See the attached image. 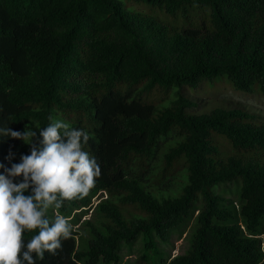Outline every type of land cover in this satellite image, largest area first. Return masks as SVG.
I'll return each instance as SVG.
<instances>
[{"label":"trees","instance_id":"trees-1","mask_svg":"<svg viewBox=\"0 0 264 264\" xmlns=\"http://www.w3.org/2000/svg\"><path fill=\"white\" fill-rule=\"evenodd\" d=\"M217 77L264 97V0H0V126L57 116L94 134L101 165L86 197L49 209L77 228L38 264H120L139 238L138 264H264V119L189 95ZM10 149L30 146L0 137L6 166ZM193 217L168 260L158 242Z\"/></svg>","mask_w":264,"mask_h":264},{"label":"clouds","instance_id":"clouds-1","mask_svg":"<svg viewBox=\"0 0 264 264\" xmlns=\"http://www.w3.org/2000/svg\"><path fill=\"white\" fill-rule=\"evenodd\" d=\"M48 121L43 128L30 121L22 132L0 126V137L30 146L19 162L11 149L4 158L10 166L0 162V264H38L61 250L74 225L64 215L49 218V209L83 199L101 176L97 157L85 150L94 134L57 116Z\"/></svg>","mask_w":264,"mask_h":264},{"label":"rangeland","instance_id":"rangeland-1","mask_svg":"<svg viewBox=\"0 0 264 264\" xmlns=\"http://www.w3.org/2000/svg\"><path fill=\"white\" fill-rule=\"evenodd\" d=\"M187 90L189 91V95H191L193 98L202 100H194L200 106L204 104L208 107H239L245 109L248 112L256 110L260 113L257 118L264 119V97L256 92L245 93L233 89L225 77H217L211 81L204 82L199 88H188ZM184 93H186V91H184ZM171 95L172 94L169 92L161 99L170 98ZM237 188V183L226 184L220 187L221 192H223L226 198L233 203L235 208L240 206ZM89 216L90 214L82 217L81 220L88 219ZM194 217L187 224L183 225L172 233L168 244L158 242L159 249L163 252L164 257L168 260L177 255H182L187 251L195 224ZM74 228H77V226H74ZM262 232L263 234L260 236V238L264 242V222ZM142 250L143 244L140 238L130 245L121 243L119 251L121 256L120 264H138L136 259L141 255Z\"/></svg>","mask_w":264,"mask_h":264}]
</instances>
